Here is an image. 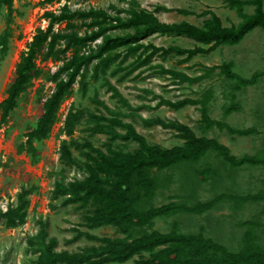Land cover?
<instances>
[{"label":"trees","instance_id":"obj_1","mask_svg":"<svg viewBox=\"0 0 264 264\" xmlns=\"http://www.w3.org/2000/svg\"><path fill=\"white\" fill-rule=\"evenodd\" d=\"M68 2L65 0L57 10L42 14V19L47 21L46 28H37L31 41L26 44V49L20 53L15 65V78L5 90L6 97L0 102V127L7 125L11 113L18 107L19 99L27 93L33 80L42 78L45 83L53 85L47 95L43 94L44 84L36 90L35 97L41 102L42 113L27 132L19 136L21 140L16 144L15 151L18 155L25 153L30 164L36 165L40 161L38 145L47 140L53 126L61 122L58 136L63 135L67 139L59 140L58 162L64 167L77 170L83 177L67 180L63 171L53 173L49 201L58 204H50L49 209L55 211L72 206L74 212L81 214V223L72 228L73 235L66 240V244L76 243L83 238L96 245L85 246L77 251H57L56 238L49 236V222L40 217L35 221V233L25 240L28 250L35 255L29 264H264V245L258 244L256 222L245 221L240 224L253 231L244 233L243 247L236 253L229 252L224 246L205 237L202 228L197 234L180 233L176 223L166 233L151 229L154 220L159 217H170L179 212L203 214L221 201L240 205L264 201V195H220L193 207L170 202L147 210L140 209L141 202L152 200L156 191L152 171L161 172L179 163L197 162L209 151L233 168L243 165L264 166V150L260 156L244 155L237 158L228 147L216 139L206 137L213 129L224 131L230 137L258 135L259 131L252 127L234 129L223 120L211 119L208 108L213 99L211 90L204 91L196 99L182 98L174 102L143 90L145 95H151L156 100L155 105L140 104L133 107L104 78L105 72L114 66L109 75L114 77L120 74L117 81L121 82L137 69L148 65L155 55L162 58L169 55L183 57L180 62L185 63L196 55H208L220 46L237 45L255 28L264 30L263 0H223L225 8L233 10L240 19L237 25L228 27L222 26L219 17L211 10L194 13L155 6L152 11H147L141 9L137 2L129 0L124 9L109 6L111 13L93 7L72 10ZM54 3H59V0H41L39 5ZM247 6L253 8L250 15L244 13V7ZM3 7L6 14L5 28L0 33V61L7 52L8 40L11 38L10 25L15 11L13 0H0V10ZM159 11L191 15L203 19L202 24L196 26L184 21L162 23L155 17ZM62 24L63 28H58ZM153 34L184 37L199 46L191 49L178 46L164 48L141 42ZM96 40H100V43L92 49L90 45ZM128 58L132 62L124 65ZM37 60L40 63L50 61L59 65L53 72H49L39 68ZM154 68H157L160 75H168L176 84L199 83L209 79L215 71H218V76L232 81L229 92L231 103L222 109L224 119L240 110L234 103L235 94L264 77V72H256L250 78L243 79L232 71L233 64L230 62L205 68L196 77L164 69L160 65ZM100 79V87L110 93L118 107L114 110L108 108L98 99L95 90L89 99L93 105L92 111L70 104L61 119L60 107L74 95V87L83 98L90 81L96 83ZM140 98L148 101L145 96ZM188 106L197 107L199 111V136L180 122L159 117L143 118L139 114L141 110L166 107L179 111ZM124 119L136 121L145 129L159 127L171 131L182 144L171 148L148 144L133 124L124 122ZM81 124L85 125L89 137L104 135L105 141L95 146L87 138H74V132ZM132 145H136V148L131 149ZM6 166V163L0 161V168ZM36 191L37 186L27 188L22 185L15 204L9 202L5 211L0 210V222L5 228L15 229L25 224L28 196ZM105 226L115 229L120 237H98L88 232ZM80 227L86 230H80Z\"/></svg>","mask_w":264,"mask_h":264},{"label":"rangeland","instance_id":"obj_2","mask_svg":"<svg viewBox=\"0 0 264 264\" xmlns=\"http://www.w3.org/2000/svg\"><path fill=\"white\" fill-rule=\"evenodd\" d=\"M41 0H13V22L10 25L11 38L8 40L7 52L0 61V102L6 97L5 90L15 78V65L18 62L19 55L26 49V44L31 41L37 28L45 29L47 21L42 19L45 11H55L65 3V0H59V3L52 5H39ZM118 0H69L68 6L72 10H86L89 7L109 10L110 5L118 8H125L127 2ZM143 7L150 8L152 4L149 0H138ZM155 2L167 5L173 8L185 9L191 12H200L204 9L212 10L225 23H239V18L234 11L223 8L222 0H156ZM264 6V0H263ZM253 9L246 7L245 14L250 15ZM6 9L0 10V33L5 28ZM177 14H172L168 23H177ZM228 18V19H226ZM185 19V18H182ZM192 22H197L189 18ZM226 19V20H225ZM235 20V21H233ZM199 22V21H198ZM230 25V24H229ZM63 24L58 28H63ZM57 28V26L55 27ZM183 37H155L150 39L157 46L177 45L182 48L192 46L193 41ZM188 40V41H187ZM206 64L232 63V71L243 79H248L256 72H264V30L255 28L248 33L244 39L236 46H222L209 56H199L197 58ZM177 59H167L162 61L158 57L153 59V64L161 63L165 68L181 70L176 62ZM39 68L53 72L58 63L47 61L40 63L36 61ZM198 62L191 61L187 66L189 76H195L198 68L194 66ZM151 73H143L139 77H134L130 81L116 85L122 96L131 106L148 104L154 106L156 100L151 95H145L143 90H151L157 96H161L172 102L182 98H199L206 91L211 90L213 99L209 103V117L213 120H223L228 126L234 129L255 128L259 131L258 135L248 137L232 138L224 131L220 132L213 129L206 134L207 138H213L221 144L228 147L230 153L239 158L244 155H262L264 150V77L249 87L241 89L235 94L234 103L240 107L238 113L223 118L222 109L228 106L230 87L232 81L225 80L220 76H213L203 80L198 85H189L184 87L174 86L171 79L164 76L151 77ZM135 76V75H134ZM44 84V95H47L52 84L45 83L42 78L33 80L32 86L28 89L18 101V107L11 113L8 123L0 127V161L6 163V167L0 168V209H5L7 203L15 204L16 195L20 187L25 185L37 186V191L28 196L29 207L27 210L26 222L23 226L15 229H7L0 222V264H29L35 258V255L28 250L25 240L26 237L35 233L37 226L35 221L38 218L47 219L49 222V235L55 237L58 241V249L74 251L80 247L96 245L94 242L80 239L74 244L66 245V239L73 235L71 231L81 223L80 213L74 212L72 206L58 208L55 211L49 209V192L54 181L53 173L63 171L69 179H80L81 173L73 168L62 166L58 162V131L61 122L55 124L50 136L40 148V161L36 165H31L29 158L22 153L16 154L15 146L21 140L19 136L30 128V126L40 117L42 113L41 102L35 97L38 87ZM98 87V84L95 85ZM76 89V87H74ZM99 97L112 108H115V101L109 99L104 90L99 89ZM89 95L92 94V87L89 89ZM145 96L148 101L140 97ZM70 104L79 107H89L92 105L87 99H83L76 92L70 99L65 101L59 110L61 119ZM143 118L159 117L163 120H174L189 126L196 135H200L198 124L200 114L197 107H187L179 111H171L166 107H160L157 110H141L139 112ZM130 121V120H126ZM133 123L137 132L143 135L148 144L159 145L164 148L180 146L182 143L174 133L163 130L159 127L151 129L142 128L136 121ZM86 134L77 129L75 138L85 137ZM103 136H93L89 140L95 145L100 146L104 141ZM23 140V139H22ZM136 148L132 145L131 149ZM76 156V153H74ZM156 191L150 201H142L141 210H147L151 207H159L167 203H176L193 207L198 203L208 202L220 195H229L243 197L246 195L259 194L264 195V166L251 167L243 165L239 168H233L226 164L214 152L209 151L197 162L179 163L169 169L161 172H151ZM237 208V209H236ZM245 221L256 222L255 233L258 237V244L264 245V201L247 202L237 204L235 202L221 201L211 210L203 214L176 213L170 217H159L154 220L151 229L161 233L171 230L173 223L178 226V231L184 234H197L200 228L203 229V235L212 239L215 243L224 246L229 252L236 253L243 247L242 237L246 231H253L251 228L241 223ZM80 230L86 229L80 227ZM98 237H120L112 227H101L91 231Z\"/></svg>","mask_w":264,"mask_h":264},{"label":"crops","instance_id":"obj_3","mask_svg":"<svg viewBox=\"0 0 264 264\" xmlns=\"http://www.w3.org/2000/svg\"><path fill=\"white\" fill-rule=\"evenodd\" d=\"M118 1H120V2H125V0L124 1H122V0H118ZM132 1H135V2H137L138 4H139V6H140V8L141 9H144V10H147V11H152L153 10V8L155 7V6H161V7H164V8H166V9H171V10H176V9H178V8H173V7H170V6H167V5H162V4H160V3H157V2H155L156 0H149L150 1V3L152 4V6L150 7V8H145V7H143L141 4H140V2L138 1V0H132ZM222 5H223V8H225V6H224V3H223V0H222ZM110 6H114V5H110ZM109 7V6H108ZM115 8H117V9H124V7L123 8H118V7H116V6H114ZM127 7V6H126ZM125 7V8H126ZM247 7H250V6H247ZM246 7H244V9H245ZM252 8V7H251ZM225 9H227V8H225ZM253 9V8H252ZM105 10V9H104ZM180 10H185V9H180ZM204 10H210V9H204ZM204 10H202V11H204ZM229 10V9H228ZM108 12H111V13H113L112 11H109V10H107ZM188 11V10H187ZM202 11H200V12H194V13H201ZM212 11V10H211ZM230 11H233V10H230ZM263 11H264V6H263ZM191 12V11H190ZM213 12V11H212ZM214 13V12H213ZM245 13V12H244ZM172 14H177L176 12H174V11H172V12H163V11H159V12H157V13H155V17L160 21V22H162V23H166V24H172V23H168V21L170 20L169 18H170V16L172 15ZM123 15V14H122ZM177 15H179V16H182V18H185V19H182V18H178V20H181V21H178L177 23H180V22H188V23H190V24H193V25H196V26H200L201 24H202V20L203 19H200V18H196V17H194V16H183V15H180V14H177ZM216 15V14H215ZM217 16V15H216ZM189 18H193L195 21L197 20V22L195 23V22H192ZM219 19L221 20V18L219 17ZM226 19H228V18H226ZM225 19V20H226ZM240 20V19H239ZM199 21V22H198ZM233 21H235V20H233ZM240 22V21H239ZM221 23H222V26H224V27H228V26H230V25H237V24H235V23H232V22H230V23H225V21H222L221 20ZM230 24V25H229ZM253 31V30H252ZM251 31V32H252ZM121 32H115L114 34H120ZM250 33V32H249ZM247 35V34H246ZM245 35V36H246ZM244 36V37H245ZM155 37H172V36H158L157 34H153V35H151V36H149V37H147V38H145V39H143L141 42L143 43V44H152V45H154V46H156V47H161V46H157V45H155V44H153V42L152 41H150V39H152V38H155ZM184 38V37H183ZM184 39H187V38H184ZM183 39V40H184ZM244 39V38H243ZM242 39V40H243ZM190 40V39H189ZM188 41V40H187ZM192 41V40H191ZM192 43V46L191 47H188V48H186V49H191L193 46H199V44H197V43H195L194 41L193 42H191ZM239 44V43H238ZM237 44V45H238ZM169 46H177V45H169ZM234 46H236V45H234ZM163 47V46H162ZM166 47H168V46H166ZM179 47V46H178ZM220 47H222V46H220ZM220 47H218L217 49H219ZM227 47H229V46H227ZM232 47V46H231ZM165 48V47H164ZM182 48V47H181ZM216 49V50H217ZM215 50V51H216ZM215 51H213V52H211L210 54H212V53H214ZM210 54H208V55H196V56H194L192 59H190L188 62H185V63H181L180 62V60L183 58V57H176V56H173V55H169V56H167V57H160V56H158V55H155V56H153L152 58H151V60H150V63L148 64V65H146V66H143V67H141V68H139V69H137L136 71H134L131 75H129L126 79H124L123 81H121V82H118L117 81V78L120 76V74H118V75H116V76H114V77H110V75H109V71L114 67V66H112V67H110V69H108L106 72H105V75H104V78H106L107 80H108V82L112 85V86H114L116 89H117V91L119 92V90H118V88L116 87V85H119V84H122V83H124V82H126V81H130V80H132V79H134V77H139V75L141 76L143 73H145V72H147V73H151V77H156V76H164V77H167V78H169V79H171L168 75H160L159 73H158V70H157V68H154V66H156V65H160V66H162L164 69H169V68H165L161 63H159V64H153L152 63V61H153V59H155V57H158L159 59H161L162 61H165V60H167V59H177L176 60V62H177V64L179 65V66H182V69L181 70H177V69H170V70H174V71H178V72H181V73H183V74H185V75H187V76H189L188 74H187V70H189L190 69V67H188L187 65L191 62V61H194V62H198V64H196L195 66H194V68H198V70H197V72H196V75L195 76H189V77H196V76H199V75H201L203 72H204V70H205V68H208V67H212V66H218L219 64H217V63H212V64H206V63H202L201 61H199L197 58L200 56H209ZM130 62H132V59L131 58H128L126 61H125V63H124V65H127L128 63H130ZM221 65V64H220ZM135 75V76H134ZM213 76H218V71H215L214 72V74L211 76V77H213ZM210 77V78H211ZM263 78V77H262ZM171 82H172V84L175 86H177V87H184V86H189V84H187V83H182V84H176V83H174L173 82V80L171 79ZM202 82V81H201ZM201 82H199V83H195V84H191V85H198V84H200ZM100 83H101V79L98 81V82H96V83H93V82H91L90 81V85H89V88H88V91H87V94H86V96L85 97H83V99H87L88 100V102L90 103V98H91V96H92V94H93V91H97V93H98V99L99 100H101V101H103L104 103H105V101L104 100H102V99H100V97H99V89H101V90H104V92L108 95V97H109V99H111V97H110V93L109 92H106L105 91V89L104 88H102V87H100ZM96 84H98V87H96L95 85ZM190 85V86H191ZM90 87H92V94L91 95H89V89H90ZM147 91H150V92H152L153 93V91H151V90H147ZM143 93H144V91H142ZM75 93H76V89H75ZM74 93V94H75ZM120 93V92H119ZM121 94V93H120ZM145 94V93H144ZM122 95V94H121ZM111 100H114V99H111ZM115 101V100H114ZM115 103H116V101H115ZM91 104V103H90ZM92 105V104H91ZM105 105L108 107V108H110V109H112V110H114V109H116L117 107H118V104L116 103L115 104V108H112V107H109L106 103H105ZM70 106V105H69ZM76 108H87V109H89V110H93V105H92V108H89V107H86V106H81V107H79V106H75ZM185 108H187V107H185ZM185 108H183V109H185ZM68 109V108H67ZM182 110V109H181ZM172 111V110H171ZM240 110H238V111H235V112H232L230 115H232V114H234V113H238ZM229 115V116H230ZM229 116H227L226 118H228ZM126 120H129V119H124L123 121L124 122H128V121H126ZM131 121V120H130ZM129 121V122H130ZM173 121V120H172ZM132 123V122H131ZM133 124V123H132ZM134 126V125H133ZM80 128V131L82 132V133H84V134H86V136L85 137H82L83 139L84 138H87L88 140L91 138V137H89L88 136V134H87V132H85V125L84 124H81L80 126H78L77 127V129H79ZM135 128V127H134ZM154 128V127H153ZM77 129H76V131H77ZM135 130H136V128H135ZM76 131L74 132V134L76 133ZM137 131V130H136ZM212 131V130H211ZM210 131V132H211ZM63 136V135H62ZM62 136H59V137H62ZM74 136V135H73ZM94 136H103L105 139H106V137L104 136V135H94ZM93 137V136H92ZM75 138V137H74ZM82 138H78V139H82ZM232 138V140L234 139V137H231ZM63 139H67L65 136H64V138H62V139H60V140H63ZM105 139H104V141H105ZM90 141V140H89ZM104 141H102V142H104ZM91 142V141H90ZM182 143V142H181ZM90 234H92L91 233V231H88ZM94 235V234H93ZM50 236V235H49ZM52 237V236H51ZM104 237H106V236H104ZM69 239V238H68ZM68 239H66V240H68ZM57 240V239H56ZM65 243H66V241H65ZM74 244V243H73ZM66 245H70V244H66ZM90 246V245H89ZM85 247V246H84ZM80 248H82V247H80ZM79 249V248H78ZM77 249V250H78ZM56 250L57 251H60V249H58V241H57V248H56ZM62 250H65V249H62ZM77 250H74V251H77ZM66 251H68V250H66ZM70 252V251H69Z\"/></svg>","mask_w":264,"mask_h":264},{"label":"built area","instance_id":"obj_4","mask_svg":"<svg viewBox=\"0 0 264 264\" xmlns=\"http://www.w3.org/2000/svg\"><path fill=\"white\" fill-rule=\"evenodd\" d=\"M100 43V40H96V41H94L93 43H91V45H90V47L92 48V49H94L95 48V46L97 45V44H99ZM85 53H87V52H85ZM7 206V205H6ZM0 210H2V209H0ZM6 210V207H5V209H3L2 211H5Z\"/></svg>","mask_w":264,"mask_h":264}]
</instances>
